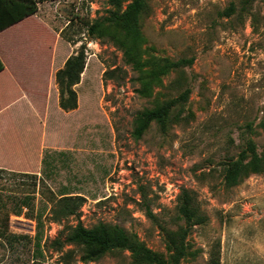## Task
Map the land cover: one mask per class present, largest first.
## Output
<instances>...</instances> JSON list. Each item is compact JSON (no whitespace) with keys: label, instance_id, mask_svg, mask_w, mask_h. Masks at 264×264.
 I'll return each mask as SVG.
<instances>
[{"label":"rangeland","instance_id":"1","mask_svg":"<svg viewBox=\"0 0 264 264\" xmlns=\"http://www.w3.org/2000/svg\"><path fill=\"white\" fill-rule=\"evenodd\" d=\"M132 1L43 0L35 14L1 35L7 65L46 72L52 64L56 72L80 46L86 62L73 86L76 108L56 109L55 83L57 101L50 100L46 127L28 120L34 128L25 132L0 120V148L13 150L23 139L34 153L40 139L47 143L37 166L30 161V168L0 169V264L131 263L125 250L92 261H81L77 246L60 250L55 238L62 240L63 226L76 222L48 219L61 193L84 198L83 225H119L165 255L162 228L186 226L175 219L184 188L207 219L188 227V254L180 264H264V171L248 173L234 186L223 174L248 136L264 155V0H144L138 19L142 60L192 58L189 66L143 79L149 91L124 56L118 41L124 30L102 22ZM230 4L233 12L226 15ZM94 22L100 26L91 32ZM185 87L188 98L172 111L166 130L151 122L141 136L133 134L138 111ZM146 205L155 218L145 214ZM68 250L73 259L67 261Z\"/></svg>","mask_w":264,"mask_h":264},{"label":"trees","instance_id":"2","mask_svg":"<svg viewBox=\"0 0 264 264\" xmlns=\"http://www.w3.org/2000/svg\"><path fill=\"white\" fill-rule=\"evenodd\" d=\"M43 0H0V31L16 24L22 19L33 15L38 9V3ZM120 4V0H114ZM144 7V0H133L123 11L111 12L103 17L102 22L120 26L124 32V38H118L124 49V56L141 74L142 89L149 91V82L143 79L156 78L158 75L167 74L171 70H178L189 66L192 58H179L176 60L152 58L142 60L141 50L138 45L139 25L138 19ZM233 4L226 8V15L233 12ZM100 23L94 22L89 30L96 31ZM86 62L83 46L68 56L62 67L55 72V83L58 87V105L64 110L76 108V93L73 86L79 82ZM149 66V67H147ZM147 67V68H145ZM3 62L0 59V70ZM115 70L105 71L103 76L112 77ZM190 93V88L185 87L183 91L174 98L156 104L152 108H144L136 113L133 125V134L141 136L151 122H155L164 131L169 125L171 113L176 107H182ZM264 125V123H263ZM252 125L248 124L252 133ZM3 169V168H0ZM264 171V155L256 149V144L251 136L245 140L244 147L240 150L235 159H229L224 163L223 174L227 186L238 184L248 173H261ZM29 196V195H24ZM84 198L80 195L61 193L52 202L49 208L48 219L60 223L68 217H74L75 223L63 226L60 237L55 238L58 248L67 245H74L80 248L81 261H92L99 259L103 254L114 250L128 251L132 257L130 264H180L181 260L188 254L186 235L188 227L195 224H204L206 215L200 210L195 196L188 189H182L177 196L175 206V219L181 220L186 225L177 230L162 228L165 240L166 254L158 253L139 241L135 235L128 233L123 227L99 221L87 227L79 220L80 207ZM145 214L149 218H155L148 205L145 206ZM63 233V234H62ZM73 251L68 250L64 256L73 259ZM211 264H216L212 261Z\"/></svg>","mask_w":264,"mask_h":264},{"label":"crops","instance_id":"3","mask_svg":"<svg viewBox=\"0 0 264 264\" xmlns=\"http://www.w3.org/2000/svg\"><path fill=\"white\" fill-rule=\"evenodd\" d=\"M13 25L0 31L1 53L4 49L1 35L12 29ZM2 58L0 55L1 60H3ZM45 69L35 65H7L3 63V68L0 70V120L10 122L12 128L24 129L25 132H31L34 128L27 124L28 120H31V123L44 122L43 126L46 127L50 100L57 101V98L54 66L51 64L46 72ZM56 109L62 111L59 105ZM22 120L25 121L24 125L21 124ZM6 127L9 128L7 123ZM19 132L21 134V131ZM38 145L39 149L34 153L29 151L23 139L17 142V146L13 150L8 151V149L0 148V168H30V161L37 166L42 157L39 155L47 148V143L44 142V139H40Z\"/></svg>","mask_w":264,"mask_h":264}]
</instances>
